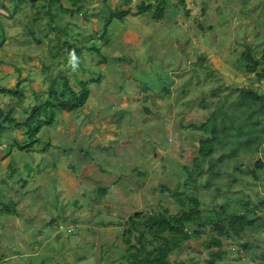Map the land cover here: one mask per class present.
<instances>
[{
	"label": "rangeland",
	"instance_id": "374dc122",
	"mask_svg": "<svg viewBox=\"0 0 264 264\" xmlns=\"http://www.w3.org/2000/svg\"><path fill=\"white\" fill-rule=\"evenodd\" d=\"M0 1L14 11L8 16L0 5L5 34L0 60L21 69L14 74L11 68L10 79L0 77V86L7 82L12 87L17 77H22L26 89L19 103L0 92V107L15 108V115L30 109L48 97L50 79L57 73L67 76L72 85L80 78L89 80L91 89L79 111L56 110L55 123L39 133L43 144L49 139L50 146L59 144L65 150L54 157V161L59 158L57 167L44 169L43 160L48 155H41L38 149L42 145L37 143V152L32 148L28 151H32L34 161L39 154L42 162H30L25 168L30 153L13 146L14 138L24 137L22 130L1 134L0 144H8L6 148L13 154L6 160L0 155V172L5 171L0 176V201L16 205V213L0 214L1 248L34 253L28 257L31 264L42 260L52 264L49 252H56L54 264H129L120 258L127 218L139 210L179 213L182 206L173 191L181 193L186 204L196 196L203 212L222 204L241 212L239 199L258 202L264 197V165L255 168L258 159L264 164V145L254 153L240 149L236 156L224 157L221 169L216 167L220 175L209 172L207 160L202 161L201 171L193 169L195 181L186 169L196 165L193 160L201 135L188 125L204 121L218 99L234 97L233 88L260 87L255 85L260 83L257 73L245 72L239 63L247 44L255 56L262 53L264 0H186L188 14L177 0H168L159 21L146 13H129L124 19L108 21V26L110 10L118 5L125 8L124 0H82L83 7L74 14L52 4L49 10L57 13L61 28L47 25L50 16L44 10H48V0H22L19 8L14 0ZM140 1L130 0L128 6L136 10ZM37 15L41 18L31 22ZM105 26L111 34L107 42L103 37L83 39ZM61 31L65 40L85 44L77 63L57 54L65 43ZM92 43L102 54L89 49ZM200 55L206 58L205 67L198 64ZM3 69L0 65V74H4ZM96 75L100 80L92 81ZM163 85L169 86V94L161 89ZM202 100L206 107L200 104ZM224 106L234 109L233 103L225 102ZM78 137L81 139H71ZM77 146H83L87 153L80 157L85 164H80L75 154L68 155L67 151L75 153ZM94 161L99 169L91 176L88 165ZM67 163L81 171L78 177L74 175L71 191L67 175L58 173L72 171ZM253 168L259 178L250 172ZM27 174L44 175L39 188L29 190L25 197L18 177L27 178ZM207 182L206 186L201 184ZM44 215H53L51 224ZM210 230L207 227L202 237L185 242L173 257L183 264H208L209 249L203 240ZM45 232V238L51 232L58 234L46 243L48 239L41 237ZM247 233L252 235H245L247 241L242 239L249 243L247 248L238 238H224L228 255L216 264H264V229ZM146 235L153 237L149 230Z\"/></svg>",
	"mask_w": 264,
	"mask_h": 264
},
{
	"label": "trees",
	"instance_id": "16d2710c",
	"mask_svg": "<svg viewBox=\"0 0 264 264\" xmlns=\"http://www.w3.org/2000/svg\"><path fill=\"white\" fill-rule=\"evenodd\" d=\"M66 1L70 6L64 5L63 0H48L49 7L48 10H44V13L50 16V23L47 24L50 28H56L57 25L61 28L60 23L62 22L56 18L57 13L49 10L52 4L57 5L61 11H69L72 14L83 7L81 4L82 0ZM129 1L124 0L125 8H120V5H118L110 10L105 25L108 26V21L115 17L124 19L129 13L135 16L146 13L153 20L159 21L164 18L168 3V0H142L137 3L135 6L136 10H134L132 9L133 7L128 6ZM21 2L22 0H14L15 8H19ZM177 2L186 8L184 9L185 13H190V9H187L186 0H177ZM0 5L8 16H13L14 11H10L1 1ZM39 10L41 9L39 8ZM1 15L2 13H0V46L4 43L5 37ZM40 18L41 15H37L31 22L34 23ZM107 31L105 26L104 29L93 30L88 36L85 35L83 39L86 40L87 37H103L104 41L107 42L108 37L111 35ZM62 33V31L59 32L60 38L65 40ZM78 34L83 36L82 33L78 32ZM84 47L85 44H78V42L75 43L66 39L65 43L63 42V45L59 46L56 52L72 60L73 55L76 58L81 55ZM90 48H94L98 54H102L100 47L96 43H92ZM241 60L242 62L239 64L244 68L245 72H255L257 73V78H262L264 76V42L260 56H255L250 45L247 44L246 49L241 54ZM205 61L204 55H200L198 64L201 67H205ZM75 62L77 63L78 60L76 59ZM0 65L16 68L13 63L1 60ZM15 70H17L15 71L16 73L21 72L20 67ZM90 79L99 81L100 77L96 75ZM24 83V78L17 77L12 87L6 84L0 86V92L5 95L10 94L18 103L22 102L23 97L26 95ZM75 84H70L67 76L59 73L55 74L51 77L47 88L48 97L34 104L30 109L24 108L20 118L15 116L14 108L9 107L8 110H5L0 107V137L3 132L8 130H22L24 137L22 139L14 138L13 146H16L17 149L28 151L33 148L34 144L39 143L42 145V149L46 150L51 145V142L48 139L43 144L45 141L39 133L43 127L55 123L56 110L79 111L87 100L91 90L89 80L80 78L79 82ZM168 87L163 85L161 89L166 94H169ZM231 92H235L236 95L234 97L226 96L220 102L218 99L215 107L209 111V115L204 121L188 125L195 130H199L201 134L197 154L193 160V164L196 162V165L186 167L189 172L188 175L193 181L196 180L193 176V169L197 168L201 171L203 160H207L209 172L220 175V162L223 161L224 157L227 155L230 157L236 156L240 149L247 153H254L264 145V94L249 86L233 88ZM215 93L217 95L216 91L213 92V94ZM225 102L233 103L232 108L234 109L225 107ZM200 104L203 107L207 106L204 100ZM237 110L238 113H236ZM56 148L57 152H60L62 146L57 147L56 145ZM219 150L222 152L219 156H216V152ZM255 163V168H263L264 164L260 159L255 161ZM27 164L29 163H25V168ZM217 166H219V170L216 169ZM10 171L14 173L17 170ZM250 172L256 178H259L254 168ZM18 180L23 181L24 178L18 177ZM208 183L201 184L206 186ZM103 192H105V188H103ZM172 193L182 206L179 213H170L168 209H164L156 212L139 210L129 215L126 227L122 233L125 249L120 248V258L126 259L129 264H183V260H177L173 257L174 252L181 249L183 244L191 238L202 237L206 232V228L209 227L211 230L203 240V244L209 249V256L206 262L208 264H216L217 261L223 260L228 255V249L224 247V238H238L243 247L247 248L249 243L242 239H244L245 235H248V230L264 229V217L262 215L264 213V197H260L258 202L239 199L238 208H241V212L237 211V209L229 210L226 207L227 204L220 205L218 209L203 212L200 209V200L196 196H192L191 201L186 204L180 198L181 193L178 191H173ZM12 205L13 207L0 201V214L15 212L16 205L14 202ZM141 225L143 227L139 228ZM148 230L151 232L152 238L146 235ZM253 257L255 259V256ZM253 257L251 256V258ZM191 264L197 263L192 261Z\"/></svg>",
	"mask_w": 264,
	"mask_h": 264
},
{
	"label": "crops",
	"instance_id": "0c3cea01",
	"mask_svg": "<svg viewBox=\"0 0 264 264\" xmlns=\"http://www.w3.org/2000/svg\"><path fill=\"white\" fill-rule=\"evenodd\" d=\"M12 68V70H13V73L15 72V69H14V67H7V66H4V69H3V73L4 74H0V77H2V78H6V79H10V77H11V75H12V73H10V69ZM15 77V76H14ZM7 81V80H6ZM260 83H254L255 85H258V86H260V87H255V86H252V88H254V89H256L259 93H264V76L262 77V78H260ZM4 84H6V85H9L7 82L6 83H4ZM250 87V86H249ZM120 107L122 108L123 107V105H120ZM15 109V108H14ZM16 112V111H15ZM15 114V113H14ZM20 115H21V113H17V115H15L17 118H20ZM19 139H22V138H19ZM71 139H77V140H80L81 138H71ZM12 142V141H11ZM56 145H57V147H59V144H55V145H53V146H49L48 148H49V153H48V151H47V149L46 150H44V149H38V151L41 153V155H44V152L45 153H47L46 155H48V159L47 160H43V162H44V169H48L50 166H53V167H57V165H58V162H59V158H58V160L57 161H54V157L55 156H57L58 154V156H60V152H65V150H63L62 148L60 149V152H54V150L55 149H57L56 148ZM94 146V145H93ZM6 147H9L8 146V144L7 145H4V144H0V150L1 151H3V152H1L0 151V155H1V157L3 158L2 160H4L5 158H7L8 156L10 157L12 154H13V150L12 149H9V148H6ZM37 146H33V151H35V152H37L36 150H35V148H36ZM82 147L83 146H77V148H76V151H75V153L74 152H72V150H68L67 152H68V155H69V157H71V156H73L74 154H75V156L78 158V160H80V157H84V156H86V151L85 152H82L81 151V149H82ZM95 147V146H94ZM99 147V146H98ZM37 148H39V147H37ZM21 151V150H20ZM29 153H30V155H31V157H30V160H27L25 163H30V162H33L34 163V165H37V164H39V163H41L42 162V157L38 154V159L36 160V161H34V158H33V154H32V151H28ZM53 153H55L54 155H52ZM45 155V156H46ZM2 160L0 161V164L1 165H3L2 164ZM6 160V159H5ZM88 161H93V158L92 159H88ZM25 163H24V165H25ZM80 164H85V161H83V160H80V162H79ZM68 164V166L70 167V168H72V171H70V170H68L67 172L65 171V170H59L58 171V173L59 174H64V175H67V179H68V184L67 185H69V187L68 188H70V191L72 190V184L75 182L74 180V175H76L77 177L79 176V173L81 172V171H79V169H78V167L77 166H73L71 163H67ZM9 165V164H8ZM88 167H89V171H90V174H91V176H92V174L95 172V170H96V168H97V164H96V162L94 161V163H92V164H89L88 165ZM77 169V170H76ZM48 172V171H47ZM5 173V171H1L0 172V176H2V174H4ZM49 173V172H48ZM42 175H44V174H37V176H31V174H27V178H24V180H23V195L25 196V197H28V195H29V190H37L38 188H39V185H40V183H41V176ZM70 175V178H68V176ZM89 177V176H88ZM82 182H83V180H82ZM79 187V186H78ZM11 213H16V211L15 212H11ZM44 217H46L47 218V221H48V223L50 222V224H51V222L53 221V215L50 217V216H48V215H44ZM46 234H48V232H45V234L44 235H42L41 237L44 239V240H46V239H48L47 241H46V243H48L49 241H51L52 239H54V238H56L57 237V234L58 233H56V232H51L48 236H47V238H45V235ZM35 237H37L38 235L37 234H35L34 235ZM251 237V236H250ZM249 237V238H250ZM253 238V237H252ZM244 240L245 241H247L245 238H244ZM0 242H3V241H0ZM248 243V242H247ZM251 243H254V242H251ZM262 243V242H261ZM61 252V251H60ZM48 254V257L49 258H51V259H53L52 261L53 262H51L52 264H54L55 263V256H56V252H54V253H52V252H49V253H47ZM34 255V253H32V252H27V253H25V254H21V253H19V252H16V251H14V249H11V250H8V249H4V248H1L0 247V264H31L30 263V260L28 259V257H30V256H33ZM43 262H44V260H42L41 261V263L40 264H43ZM253 263V262H252ZM48 264H50V263H48Z\"/></svg>",
	"mask_w": 264,
	"mask_h": 264
},
{
	"label": "clouds",
	"instance_id": "9594fccd",
	"mask_svg": "<svg viewBox=\"0 0 264 264\" xmlns=\"http://www.w3.org/2000/svg\"><path fill=\"white\" fill-rule=\"evenodd\" d=\"M75 60H76V57L73 55V56H72V61L75 62ZM243 87H244V86H243ZM261 94H264V93H261ZM82 149H83V147H82ZM82 149H81V151H82ZM82 152H83V151H82ZM97 169H99L98 165H97L96 170H97ZM96 170H95V171H96ZM100 170L104 171V169H101V168H100ZM92 175H94V174H92ZM101 189H102V188L100 187V190H101ZM72 229H73V228H72Z\"/></svg>",
	"mask_w": 264,
	"mask_h": 264
}]
</instances>
